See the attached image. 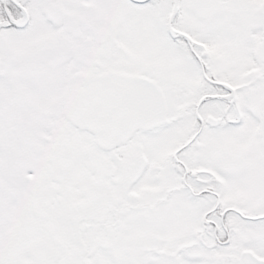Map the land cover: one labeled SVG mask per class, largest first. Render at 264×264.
Segmentation results:
<instances>
[{
  "label": "snow or ice",
  "instance_id": "6c2138e0",
  "mask_svg": "<svg viewBox=\"0 0 264 264\" xmlns=\"http://www.w3.org/2000/svg\"><path fill=\"white\" fill-rule=\"evenodd\" d=\"M0 264H264V0H0Z\"/></svg>",
  "mask_w": 264,
  "mask_h": 264
}]
</instances>
